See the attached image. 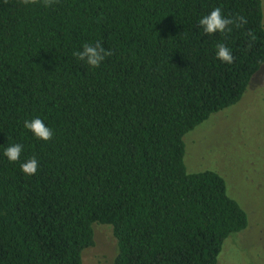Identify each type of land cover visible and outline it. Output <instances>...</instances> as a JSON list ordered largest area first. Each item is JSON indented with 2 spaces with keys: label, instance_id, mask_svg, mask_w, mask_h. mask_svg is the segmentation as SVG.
I'll return each instance as SVG.
<instances>
[{
  "label": "trees",
  "instance_id": "obj_1",
  "mask_svg": "<svg viewBox=\"0 0 264 264\" xmlns=\"http://www.w3.org/2000/svg\"><path fill=\"white\" fill-rule=\"evenodd\" d=\"M216 7L247 23L205 34ZM97 42L98 68L74 57ZM263 66L262 0H0V264H82L95 225L113 229V264H218L248 216L219 174L188 173L184 137ZM37 117L50 141L24 127Z\"/></svg>",
  "mask_w": 264,
  "mask_h": 264
},
{
  "label": "rangeland",
  "instance_id": "obj_2",
  "mask_svg": "<svg viewBox=\"0 0 264 264\" xmlns=\"http://www.w3.org/2000/svg\"><path fill=\"white\" fill-rule=\"evenodd\" d=\"M184 144L188 173L219 174L248 216L246 230L225 241L218 264H264V66L239 103L189 132ZM117 251L112 227L95 225L82 264H113Z\"/></svg>",
  "mask_w": 264,
  "mask_h": 264
},
{
  "label": "clouds",
  "instance_id": "obj_3",
  "mask_svg": "<svg viewBox=\"0 0 264 264\" xmlns=\"http://www.w3.org/2000/svg\"><path fill=\"white\" fill-rule=\"evenodd\" d=\"M36 2H40V0H23V3L26 5ZM57 2L58 0H42L43 6L46 8L53 6ZM246 23V18L241 15L226 17L221 7L214 8L209 14L203 16L199 20V26L203 29L204 33L208 35L231 33L233 26L240 28ZM248 35L251 36L253 40L255 39V36L251 32H249ZM111 54L110 50H105L98 42L95 44L85 43L80 51L73 53L74 57L85 62L91 68H98L105 58ZM216 58L226 64H232L235 60L232 50L223 42H218L216 44ZM24 127L31 131L37 139L45 142L50 141L54 135L53 130L46 126L44 121L39 117L26 120L24 122ZM22 151V145L12 144L5 149L4 155L10 162L15 163L20 160ZM38 168L39 161L34 156L21 164L22 172L29 176L35 175Z\"/></svg>",
  "mask_w": 264,
  "mask_h": 264
}]
</instances>
